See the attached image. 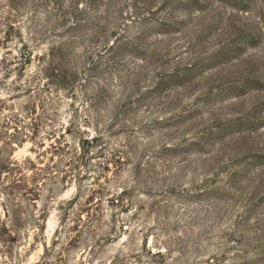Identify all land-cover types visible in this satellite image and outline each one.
Instances as JSON below:
<instances>
[{"label":"rangeland","instance_id":"rangeland-1","mask_svg":"<svg viewBox=\"0 0 264 264\" xmlns=\"http://www.w3.org/2000/svg\"><path fill=\"white\" fill-rule=\"evenodd\" d=\"M169 1L168 7L158 5L160 9L139 10L141 19L123 27L126 31L119 35L125 40L145 32L147 40L144 49L159 47L167 52L169 59L176 62L171 66H178L174 71H181L180 78L181 75L185 77L183 81L162 87L147 102L141 103L139 111L137 109L133 115L154 121L186 111L183 117L186 121L184 127L172 120L167 123L164 120L160 126L152 122L150 137L146 135L141 139L139 135L142 134L137 132L135 141L145 143V139L149 138L148 143L152 140L153 147L159 149L162 145L191 139L195 133L214 125L217 120L250 116V120L259 126L253 129L251 137L239 136L238 141L234 140V148L239 152L238 157L246 151L259 158L254 163L240 161L234 166L241 174L239 180L244 181L241 186H236L235 191L240 194H236L230 205L222 207L206 197L186 199L178 194L168 196L164 192L167 184L162 169L158 168L150 172L148 183L142 184L147 187L144 190L146 195L134 193L131 200L127 198V203L132 206L126 210L109 202L120 187L133 184V173L125 166L116 174H110L109 183H105V179L97 181L110 188L111 192L109 194L107 190L104 194H94L92 200V187H99L93 183L101 169V161L93 158L95 154L86 141L94 136L93 129L98 122L102 128L115 114L124 120L125 116L116 111L114 105L125 91L123 83H129L127 93L133 90L136 82L143 90L154 81H159L156 76L158 64L151 62L149 55L146 57L131 47L100 54L106 32L109 35L113 28L107 31L105 19L97 16L93 8L92 11L89 9V0H0V41L8 39L6 46H1L0 50V97H15L16 108L30 118L26 131L23 130L29 135V138L25 136L27 143L16 147L13 155L21 162L32 157L45 177L37 202V211L45 218L44 230L38 234L30 232L29 236L14 243L12 253L7 254L9 258H0V264L3 261L7 264H108L114 255L123 250V244L126 246L136 239L139 244L142 239H148L149 247L153 248L159 241L162 243L160 247L186 254H175L171 264H211L212 261L214 264H225V261L227 264H264V197L260 198L264 194V0H246V8L242 5L233 8L228 0H201L200 6L192 3L193 8L180 5L187 0ZM135 11L125 9L118 21L112 20L113 24L119 23L122 28V22L131 19ZM164 23L167 27L158 28ZM196 28L205 29L206 35L202 39L195 35ZM249 33L258 37L256 46L247 37ZM238 37L246 38L241 42L244 58L227 51L230 42ZM220 50L227 51L231 61L216 62L218 70L214 72H218L212 77L206 76L208 64L201 68L205 78L195 74L190 80L183 74V68L189 63H196V59L209 62L208 58L218 55ZM22 53L27 55L24 58L27 60L28 54H32V62L26 65L23 73L14 72L18 64L10 66L8 62L1 63L6 55L18 60ZM42 55L43 61L40 60ZM92 57L101 61V69L96 74L88 70ZM141 59L146 62L142 63ZM46 61L53 62V65L43 71L44 79L37 75ZM54 69L56 73L66 69H73V73L77 70L78 80H73V88L66 91L58 86L52 87L53 90L46 93L50 96L53 92L56 105H47L48 109L44 110L38 103L36 113L32 114L29 107L32 108L35 99L30 100L32 90L25 85L32 82L35 88L36 85L47 84L46 77L51 76ZM92 75L98 76L102 80L100 83L110 88L107 101L94 107L91 99L99 79ZM250 75L253 76L251 79L256 78L262 84L250 83L249 91L239 89L244 94L232 100L236 101L235 104L224 101L225 98L223 101L213 98V103H210L202 97L204 91L216 85L243 86L247 82L245 77ZM45 89L50 88L45 86ZM218 91L215 88L213 94ZM67 128L72 130V134H65V139L71 142L70 148L62 142L63 148L58 155L52 154L50 145L56 138L59 139L53 138L52 134L59 135ZM9 131L10 134L16 133L15 129ZM113 133L114 141L121 142L123 135L119 126L114 128ZM215 149L211 147L208 151ZM201 152L197 148L194 152L186 151L181 159L191 158L194 167L198 158L209 156L208 152ZM220 166L217 167L224 170ZM191 167L187 168L188 173L192 172ZM196 168H201L199 178L202 182L201 174L207 173L205 171L209 168L205 165ZM1 203L0 195V212ZM89 203L93 206L89 207ZM96 205L98 208H94ZM89 208L97 209L98 225L107 223L117 227L114 232L110 230L109 235L113 238L107 240L106 245L101 243L100 233L88 228V214L82 211H89ZM100 213L104 215V222ZM120 236H124L121 241L118 240ZM20 253L24 256L23 262L20 261Z\"/></svg>","mask_w":264,"mask_h":264},{"label":"trees","instance_id":"trees-1","mask_svg":"<svg viewBox=\"0 0 264 264\" xmlns=\"http://www.w3.org/2000/svg\"><path fill=\"white\" fill-rule=\"evenodd\" d=\"M228 1L232 3L231 6L233 8H238L239 5H242V8H246L248 5L246 0ZM192 3L198 4L200 6L201 0H187L181 2L180 5L185 7L190 5L193 8L191 5ZM89 4V9L91 11L93 8L97 16L101 15L100 18L102 20L105 19L107 31L113 28L109 35L106 32L107 37L103 43V50H101L99 53L102 54L104 52L107 54L112 50H125L127 47L136 48L141 54L144 53V56L148 57L149 55V57H151V62L158 64L157 69H159V72L156 74V76L160 78H158L159 81H154L143 90L139 85V82H136L134 83L135 85H133V90L128 93L127 91L129 89V83H123L125 91L121 98H119L114 103V105L116 111L123 113L125 116L124 120L122 121L115 114V117L113 119L110 118V122H106L104 127L101 128L99 122L94 127V136L92 138L89 137L86 143L90 147L91 152H94L93 154H95L93 158L101 161V169L98 170L95 183H93L95 185H99V187L98 189H96L95 186L92 187L94 188V192L90 198L94 200V194H104L107 190V192L110 194L111 189H108L105 187V185L100 184L97 181L105 179V183H109L110 174L114 175L116 172H119L126 166L129 167L133 173V184L129 187H120L117 194L113 195L112 198L109 199V202H111L113 205L118 207L122 206L123 209L129 210V207L132 206L131 204L127 203V198L131 200V197L134 193L139 194V196H141V194L146 195L147 192L144 190H147V187L146 185L142 184L144 182L147 184L148 175L150 172L152 170L154 172L158 168L162 169V174L167 184V189L164 190V192L168 196H174L178 194L186 199H201L206 197L213 200L216 205H221V207L222 205H230L236 194H240L236 193V186H241L243 184L242 182H244L243 180H239V176L241 174L238 170L234 169V166L240 161H249L250 163H254L259 158L251 156V154L246 151L243 155L238 157L239 152H237L234 148L235 143H233V141H238L239 136L251 137L252 132H254L253 129H256L257 126H259L257 125V122H253V120L251 121L250 116L248 115L247 118L249 119L232 118L226 119L225 121L220 119L217 120L214 125L205 127L204 129L195 133L191 139H185V141L180 140L176 143L162 145L159 149L153 147L152 140L148 143L147 139L149 138L145 139V143L141 141L138 143L139 141H135L137 138L135 137L137 132L142 134L139 135L141 139H143L146 135L150 137L149 134L151 130L149 129L152 122L160 126L163 124L164 120H166V123L172 120L177 121L179 126L184 127V123L186 121V117L183 118L186 114V111H181L176 115L175 113H172L170 116L165 118L159 117L158 119H154V121H146L147 119L145 118L139 117L138 115H133L134 111L137 109L139 111V106L141 103L147 102V100L152 98L151 96L158 92V90H161L162 87L171 82L178 83L180 80L183 81L185 77L181 75L180 78L179 73L181 71H174V68L178 69V66H171L172 63L176 64V62L175 59H169V54L167 52L162 51L159 47L149 50L144 49L143 46L146 44L147 40L145 32L136 33L125 40L124 37L122 38L121 35H119V33L121 34V32L126 31L123 27H127L129 24H133L134 21L137 22L141 19V13L139 10L145 9L150 11L152 8L157 7L158 5L168 7L170 1L89 0ZM161 6L157 8L160 9ZM125 9H135L136 11L135 14L131 15V19H126L125 22H122V29L119 23H115V25L113 24L112 20L118 21L122 17V13ZM114 25L116 27H114ZM162 27H167V24H161L158 28ZM198 30L200 29H195V35L202 39L206 35V31L205 29L202 31ZM159 32H155V34H161ZM247 37L249 38L250 42L255 44V46L259 43L256 34L254 36L249 33ZM7 40L8 39L0 41V50H2L1 46H6L5 41ZM245 40L246 38L238 37L234 41L230 42V48L227 51H233L237 56H241L240 58H244L241 55V42ZM227 51L225 52L220 50L218 55L208 58L209 62L205 59H196V63H189L186 68H183V74L186 75V78L190 80H193L191 76L195 74L205 78V73L202 72L201 74V68L205 64H208L206 67H209V71L206 76L207 78L212 77L218 72H214L216 69L218 70V65H215L216 62L220 64L224 60L228 63L231 61L228 58L229 53ZM28 55L29 60H27V58L24 59L27 55H24L23 53L22 56L18 58V60L16 57L11 58L7 57L6 55L3 57L1 63L5 64L8 62L10 66L12 64H18V68L14 69V72L23 73L27 68L26 65L32 62V54L29 53ZM43 59L44 55L40 57V60L43 61ZM16 61H19V63ZM141 62L144 63L146 61L142 60ZM44 64H46L45 67L39 70L37 76H42L45 79V76H43V71H46L50 66L52 67L53 62L50 63L49 61H46ZM100 66V58L92 57V61L88 64V70L90 72L93 71V73L96 74L98 69H101ZM55 71L56 70L54 69L51 76L47 75V84H39L36 85L35 88H33L32 82H29L27 85H25V87H30L32 90L33 96L30 100L35 99L32 108L29 107L30 111H32V114L36 113L38 103H41L44 110L48 109L46 107L47 105L48 107L54 106L53 104H55V102L52 98L53 92L50 93V96L46 93H49L52 87L58 86L61 90L66 91L73 88V80L74 82L78 80L77 70H75L74 73L73 69L62 70L61 73H56ZM10 72H12V69ZM138 75L140 74H135V76ZM251 77L253 76L250 75V77H245L247 82L243 86H229L228 84H226L224 87H222L223 85L213 86L210 90L204 91L202 97L205 101L210 103H213V98L216 100H222L225 98L224 101H231L230 104H235L236 101L232 100L237 99L244 94L238 91L239 89L243 88L244 91H249L250 83L256 82L258 84H262L260 80H257L256 78L251 79ZM93 78H98V76L95 75ZM100 81L102 80L99 79L96 83L97 89L95 91L94 98L91 99L93 107L100 104V102L107 101V98L110 95L108 91L110 88H107V84L104 85V83H100ZM184 84L185 83L183 82V85ZM45 86L50 89H45ZM215 88H218L219 91L214 95L213 91ZM15 103V97H0V195L2 199V212H0V252L3 253V256L0 257L1 259L9 258L7 254L12 253L14 243H17L18 241L20 242V240L22 238L24 239L25 236H29L30 232L38 234L39 231H43V223L45 222L44 216L40 215V213L37 211V202L41 196L42 186L44 185L43 182L45 179L43 171L32 157H27L21 162L18 159H15L13 155L16 147H23L27 143L25 136L29 138V135H27L25 131L27 129V120L30 119L29 117H26L20 113V110L16 108L17 105H15ZM44 114L45 111H43L42 115ZM72 126L73 125L71 124L70 127ZM116 126L120 127L123 135L121 142H116L113 138V132ZM11 129H15L16 133L10 134L9 130ZM65 134H72L71 128H67L65 132H61L59 135L52 134L53 138L59 137V139L56 138L55 142L50 145L51 150H53L52 154L58 155V151L63 148V144L64 146L70 148L69 145L71 142L65 139ZM61 139H64V141H60ZM211 147L216 149L214 151H208ZM195 148L201 150V154L208 152L209 156H206L203 159L198 158V162L196 163L197 165L193 167V160H191V158L185 157L182 160L181 156H184L186 151L194 152ZM70 159L72 161L73 156H71ZM221 164L225 167L222 168L220 166ZM200 165H205V167L209 168L205 171L207 173L201 174L203 178L202 182L199 178V172L201 171V168H196ZM218 165L224 170H220L217 167ZM173 167H175V170L170 171ZM190 167L193 168V170L191 173H188L187 168ZM263 197L264 194L261 195L260 198ZM89 205V207L93 206L92 203H89ZM94 208H98V205H96ZM94 208H89V211H85L84 209L82 213L88 214L86 215L87 221L89 223V230L100 233L101 243L104 242L103 244L106 245L105 242L113 238V235H109L110 230L114 232L116 231L117 227H115V224L112 226L107 223H101L98 225L99 222L95 213V211L97 212V209L94 211ZM100 216L103 217L104 215H101L100 213ZM195 219L197 220L198 217H195ZM76 227L77 226L74 228ZM123 238L124 236H120L118 240L121 241ZM158 243V245H156L157 247L153 248L149 247L148 239H142L140 244L137 243V239L135 241L132 240V242L127 244L129 245V248H126L127 245L124 246L125 244H123V250H121L120 253L114 255V258L108 262V264H171L170 262L174 261L175 259V254L186 255L180 251L179 253H175L167 247H160L162 243L159 241ZM19 256L21 258L20 261L23 262L24 256L21 255V253ZM94 256L96 255L94 254ZM210 263L214 264V261ZM3 264H7V262L3 261ZM225 264H227L226 261Z\"/></svg>","mask_w":264,"mask_h":264}]
</instances>
